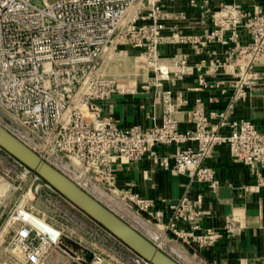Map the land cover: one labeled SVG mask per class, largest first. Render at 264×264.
<instances>
[{"label":"built area","instance_id":"2783aa9c","mask_svg":"<svg viewBox=\"0 0 264 264\" xmlns=\"http://www.w3.org/2000/svg\"><path fill=\"white\" fill-rule=\"evenodd\" d=\"M167 17L163 0H0V115L4 119L0 123L89 193L93 182L115 188L120 159L151 158L168 166L170 162L158 150L161 144L178 146L174 169L179 173L194 169L196 178L211 187L220 181L206 158L220 144H227L232 155L264 181V130L251 120L230 119L221 111L212 112L210 117L217 118L212 124L202 109H195L191 126L184 128L175 115L170 88L161 91L163 113L152 127L123 128L113 115L103 113L100 101L120 89L118 79L105 74L107 55L125 48L138 50L153 72L141 84L145 89L162 87L170 72L181 76L186 71L187 56L174 58L169 66L161 64L164 40L194 43L200 51L216 42L233 43L215 69L233 73V101L243 100L257 86L260 71L256 64L264 54V11L250 10L242 0H220L211 11V27L195 36L181 33L177 26L164 36ZM244 36L247 43L241 42ZM207 73H199L197 89L209 85ZM7 163L19 170L21 179L31 177V191L36 183L37 192L45 186L50 194H60L0 146V185L9 184L10 191L19 186L2 169ZM8 198L9 192L0 195V213ZM126 198L155 223L166 217V207L153 199L133 191ZM167 208L171 211L167 228L174 238L159 230L147 237L178 261L182 254L177 240L206 247L222 237L213 228L202 230L199 219L204 210L189 198ZM26 211L17 206L5 227L14 228L10 245L21 249L27 264H40L51 246L60 248L70 264H117L109 263L100 252L94 251L88 259L84 253L63 247L61 231L43 219L26 217ZM180 220L188 227H180ZM232 224L229 220L227 227ZM128 249L127 264H152Z\"/></svg>","mask_w":264,"mask_h":264},{"label":"crops","instance_id":"0c3cea01","mask_svg":"<svg viewBox=\"0 0 264 264\" xmlns=\"http://www.w3.org/2000/svg\"><path fill=\"white\" fill-rule=\"evenodd\" d=\"M205 1L163 0V9L168 13L163 35L170 36L173 26H177L181 33L190 36L200 35L204 29L211 27V11L217 9L220 0H208L207 4ZM242 2L250 10L264 11V0ZM241 42L247 43L248 37H242ZM233 45L216 42L200 51L199 46L194 43L164 40L160 44L161 64L169 66L174 58L187 56L189 67L186 71L181 76L170 72L169 77L163 79L162 87L153 85L150 89L142 88L141 84L153 77L152 71L147 72L143 79L137 75L118 79L120 89L100 101L103 113L113 115L123 128L133 125L152 127L161 121L163 113L161 91L170 88L174 96L175 115L184 128L191 126L192 111L202 109L208 117L212 112L222 111L226 112L230 119H248L264 130V54L256 64L260 71L257 86L243 100L233 101V73L224 68L215 69L217 62L225 58ZM124 50L139 52L133 48ZM210 69L213 71L210 72ZM208 70L206 79L209 85L197 89L199 73ZM210 119L212 124L217 122V118ZM177 149L178 146L175 144L158 146L160 155L170 162L168 166L155 163L151 158L138 162L120 159L117 163L115 188L108 189L99 182H93L90 193L125 220V216L136 220L143 227L146 236H149L151 231L159 230L166 231L168 236L173 237V233L167 228L171 218V211L167 207L187 197L204 210L199 219L202 230L213 228L222 233V237L213 246L206 247L177 240V249L182 254L179 258L180 263L264 264V181L255 170L238 161L227 144H220L206 158V163L214 167L220 181L218 186L211 187L196 178L194 169L185 173H179L174 169L173 161ZM130 191L153 199L158 205L166 207L167 214L164 220L155 223L146 213L139 211L126 198V193ZM2 194H5V189L0 187V195ZM32 216L36 220L34 215ZM87 218L89 216L85 214V217L78 220L86 222ZM229 220L233 222L231 228L227 227ZM91 221L93 223L89 228L83 227L84 237L90 241H85L83 236L67 235L63 228L58 227L63 234L62 246L84 253L91 259L94 251H101L98 240L103 241L105 238L110 248L107 255L117 263L127 264L130 254L128 247L93 219ZM178 225L188 227V223L181 220ZM46 227L51 228L50 225ZM70 263V258L60 248L51 246L40 264Z\"/></svg>","mask_w":264,"mask_h":264},{"label":"rangeland","instance_id":"374dc122","mask_svg":"<svg viewBox=\"0 0 264 264\" xmlns=\"http://www.w3.org/2000/svg\"><path fill=\"white\" fill-rule=\"evenodd\" d=\"M104 71L106 75L121 80L129 77V75L130 77L137 75L140 76L141 79H143L147 72H150L151 69L148 66L145 57L141 56L140 52H135L134 50H132V52H130L129 50H124L122 53L107 55V57L105 58ZM0 120L4 122V119L1 115ZM2 169L7 172L9 181L17 184L19 188L16 191H10L9 184L0 185L2 189H5V193L9 192L7 206L0 213V264H27L23 260L21 249L13 248L10 245V240L14 233V228L12 226H8L7 228L5 227V223L8 217L17 206L22 207L26 209L27 212H29L26 213V217L32 218V215H34L37 221L39 219H43L48 224H53L54 226H52L59 231H61V229L58 227L63 228L67 235H71L72 237H76L77 235L83 236V238H85V241H90V239H88L86 236L84 237L83 227L89 228V225L93 223L91 221L92 218H87L86 222L78 220V218L85 217L84 212L78 210L75 205H73L62 195L50 194L49 190L45 186L37 192L34 188L36 183H34L31 191V177L26 176L21 179L18 175L19 170H17L15 166L11 165V163L2 165ZM117 212H122V210H117ZM125 218L138 230L142 232L144 231L143 227L136 220H133L128 216H125ZM15 225L16 224H14V226ZM64 238H66V236H64ZM98 245L100 247L99 250L101 251L96 252H100L104 256H106L109 263L113 261V259H111V256L107 255L108 253H110V248L108 247L105 238L103 239V241L98 240Z\"/></svg>","mask_w":264,"mask_h":264},{"label":"water","instance_id":"95a60500","mask_svg":"<svg viewBox=\"0 0 264 264\" xmlns=\"http://www.w3.org/2000/svg\"><path fill=\"white\" fill-rule=\"evenodd\" d=\"M0 146L138 255L152 264H182L1 123Z\"/></svg>","mask_w":264,"mask_h":264},{"label":"bare ground","instance_id":"6f19581e","mask_svg":"<svg viewBox=\"0 0 264 264\" xmlns=\"http://www.w3.org/2000/svg\"><path fill=\"white\" fill-rule=\"evenodd\" d=\"M26 213H29V212L26 211Z\"/></svg>","mask_w":264,"mask_h":264}]
</instances>
